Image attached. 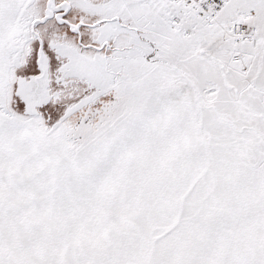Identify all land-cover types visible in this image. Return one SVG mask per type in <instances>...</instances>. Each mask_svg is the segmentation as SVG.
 <instances>
[{
  "label": "snow or ice",
  "instance_id": "1",
  "mask_svg": "<svg viewBox=\"0 0 264 264\" xmlns=\"http://www.w3.org/2000/svg\"><path fill=\"white\" fill-rule=\"evenodd\" d=\"M0 264H264V0H0Z\"/></svg>",
  "mask_w": 264,
  "mask_h": 264
}]
</instances>
